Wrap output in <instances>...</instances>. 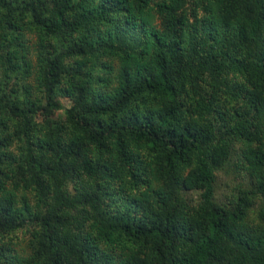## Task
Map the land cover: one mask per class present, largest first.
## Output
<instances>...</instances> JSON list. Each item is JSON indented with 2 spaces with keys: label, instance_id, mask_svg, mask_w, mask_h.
<instances>
[{
  "label": "trees",
  "instance_id": "1",
  "mask_svg": "<svg viewBox=\"0 0 264 264\" xmlns=\"http://www.w3.org/2000/svg\"><path fill=\"white\" fill-rule=\"evenodd\" d=\"M0 264H264V0H0Z\"/></svg>",
  "mask_w": 264,
  "mask_h": 264
},
{
  "label": "rangeland",
  "instance_id": "2",
  "mask_svg": "<svg viewBox=\"0 0 264 264\" xmlns=\"http://www.w3.org/2000/svg\"><path fill=\"white\" fill-rule=\"evenodd\" d=\"M224 179H225V176H224V175L221 174V175L218 176V181H219L220 186H222L223 182L226 181V179H225V180H224ZM223 180H224V181H223ZM222 181H223V182H222ZM220 182H221V183H220Z\"/></svg>",
  "mask_w": 264,
  "mask_h": 264
}]
</instances>
